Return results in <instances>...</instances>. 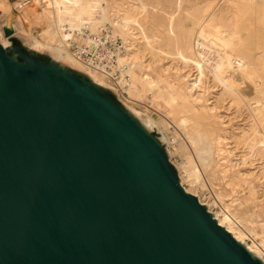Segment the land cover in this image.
Instances as JSON below:
<instances>
[{"label": "water", "instance_id": "obj_1", "mask_svg": "<svg viewBox=\"0 0 264 264\" xmlns=\"http://www.w3.org/2000/svg\"><path fill=\"white\" fill-rule=\"evenodd\" d=\"M10 32L0 264H264L186 192L153 123L115 88Z\"/></svg>", "mask_w": 264, "mask_h": 264}, {"label": "rangeland", "instance_id": "obj_2", "mask_svg": "<svg viewBox=\"0 0 264 264\" xmlns=\"http://www.w3.org/2000/svg\"><path fill=\"white\" fill-rule=\"evenodd\" d=\"M0 2L2 3L0 6H6L12 9L11 14L7 15L0 8L1 43L8 42V37L11 35L4 29L5 24H14L17 27L16 33L24 36L26 40L33 41V38H36L42 42V32L44 29H47L49 25L47 22L48 20L45 18L46 13L44 12H46V8L50 9L51 0H0ZM107 2L110 7V14L113 15V18H115L114 12L115 15H121V13H124L128 14L133 19L135 18L134 20L136 23L127 28L128 30L126 29L125 35H121L116 32L115 35L123 42V37L125 38L128 36L133 47L140 49L143 52V55L145 56L143 61L146 65L150 64V60L152 58V55L150 54V52L153 51L151 46L164 50V54H161L160 50L154 49V52H158L156 53V55H158L156 56L157 61L152 67V69L157 70H160V67L164 69L166 68L164 71L166 75H164L163 80L170 84H174L178 87V89H181L180 91L183 93H186V87L188 84L192 85L197 81V79L200 80L199 87L194 89L192 93L194 96L193 98H197L198 107H208L210 114L213 115L212 120L214 119V122H212L214 124V128H216L218 132L217 134H219L221 137L220 139H223V141H219V139L217 140L219 141V144L218 142L216 143L217 147L213 153L215 158L212 156V163L210 167H200L201 178L199 179V182L196 181L194 183L188 179H184L181 170L179 174L178 168L188 163L192 157L189 155L190 148L188 146H190V143L188 139L185 138L187 137L184 132L185 129L181 126L179 120H177L179 116L174 112V107L167 104L163 99H158V101L156 100V102L152 103L153 101L148 97L149 91L139 80H134V84L138 86L139 90L137 91H140V95L137 91H135L134 97L131 96L127 92V89L129 88V85L132 84V78L129 74H126V72H124V75L122 76L124 81H122V78L116 81L107 80L103 77L102 79L108 85L116 89L120 100L127 108L134 110L143 120H151L155 122H152L153 130L159 134L162 143L165 144L170 162L178 170L179 177L181 176L180 181L182 179L181 183H183V187H185L190 194L197 197L198 200L205 205L209 212L216 218H223L222 215L225 212L230 213L237 222L236 225H234V228H239L246 236H248L243 242L246 246H252L251 244L255 241L260 247L264 248V218L260 216V208L257 206L258 203H264V144H262L264 139L258 135L256 136L255 134L256 125L254 124H256V122L254 121V116L251 112L252 107L251 109L249 108V105H252L255 102L253 101V98H255V93L253 91L254 82L251 81V79H248L249 77L240 79L241 75L236 73L239 85L241 84L239 87L243 90L245 95L241 100L238 95L234 93L231 94V91L229 92V90L224 89L225 87L219 82H216L217 80H215L214 75L210 73V65L212 62L213 64L222 63L220 57H213L214 53L211 54V52H209L206 48L207 51L205 50L202 58L207 60L202 62V68L201 70H198L196 63L192 60L193 52L190 50V48L194 46V37L196 36V32L203 23L215 24L220 27L222 31L224 30L229 32L235 23L233 20L236 21V13L238 14L239 9L242 8L244 1L107 0ZM259 3L260 8L258 11L254 13V15L252 12L248 11L244 19H242L241 26L246 28L244 40L247 41L249 38L247 42H249L250 46L252 45L257 52L252 70L256 76L261 75L264 77V28H261V26L263 27L264 25V6L262 9L264 0H260ZM125 11L127 12L125 13ZM97 14L98 17H101V19L100 17L98 18V21H100L98 28H103L105 26L112 27V24H110L108 20L103 17L100 11ZM256 21L258 22L256 23ZM84 23L85 22L81 23L82 25L79 27L80 23L75 21V24L78 25L73 27V34L78 30H81L86 25L89 26L90 30L92 29V33H96L94 31L97 30H94L93 26ZM65 28H69V25L67 24ZM255 30L257 31L255 32ZM71 34L72 33H67V35ZM247 35H251V37H248ZM124 43L127 47L128 44L126 42ZM191 43L192 46L190 45ZM181 47H185V49ZM200 49L202 48L200 47ZM194 50L197 52L196 48ZM69 52L73 55L71 50H69ZM229 55L231 57H235L237 54L231 52ZM137 74L140 75L141 71L137 70ZM164 103L167 104L166 107ZM156 104H159L158 107L161 111L159 108H156ZM163 108H165V110H162ZM171 111L173 114H171ZM256 149L258 150L256 151ZM218 151L223 152L219 153ZM230 173L233 174L231 175ZM253 193L258 199L257 202L254 201V198H251L253 197ZM251 200L254 201V204ZM257 218H260V221ZM262 259L264 260V257H262Z\"/></svg>", "mask_w": 264, "mask_h": 264}, {"label": "bare ground", "instance_id": "obj_3", "mask_svg": "<svg viewBox=\"0 0 264 264\" xmlns=\"http://www.w3.org/2000/svg\"><path fill=\"white\" fill-rule=\"evenodd\" d=\"M243 1H244L243 4L240 2L242 4V8L239 9L238 14L236 13V15H237L236 21L233 20L235 23L233 25V28L230 29L229 32H226L224 30L222 31L221 28L215 24L203 23L199 29L197 28L198 31L197 32L195 31L196 36L194 35L195 36L194 37L195 38L194 39V46H192V43H193L192 42L190 44L192 46V48H190V50H191V52H193V59L192 60H194V62L196 63L198 70H201L202 62L207 60V59L204 60L205 58H202L204 55L203 53L205 52L206 48L209 52H211V54L214 53L213 57H215V56L220 57V59L222 60V63L221 64H217V63L213 64V62H212L213 65L212 64L210 65V70H211L210 73H212L214 75L215 80H217L216 82H219L221 85H223L225 87L224 89L229 90V92L231 91L230 92L231 94L234 93V94L238 95L241 98V100L243 99V97L245 95H244L243 90L240 89V87H239L241 84L239 85V81H238V78L236 77V73L241 75L240 79L249 77L248 79H251V81L254 82L253 91L255 93V98H253V101H255V102L252 105H249L250 106L249 108L251 109V107H252L251 112L254 116V121L256 122V124H254V125H256L255 134H256V136L258 135L264 139V77H262L261 75L256 76V74H254V71L252 70V66L255 63L257 52L252 47V45L250 46L249 42H247L249 38L247 39V41L244 40V33L246 31V28L244 26H241L242 19H244V17L246 16L248 11L252 12L253 15H254V13H256L258 11V9L260 8V3H259L260 0H243ZM0 4H2V3L0 2ZM108 5L109 4H108L107 0H51L50 9L46 8V10H45L46 12H44V13H46V16L45 15L44 16L48 20L47 22L49 23V25L47 23L48 28L44 29L42 32V35H41L42 42H40L36 38H33L34 48H36L38 50L48 48L49 50H51L52 52H54L56 54V60L58 62H60L62 65L71 66L72 68H74L77 71H83L85 73L87 72L93 79H95V81L97 83H100L102 85H107V83L102 79L101 76L96 74L93 70H91L88 66H86L82 62H80L78 59H76L69 52L66 41L69 39V37L71 35L75 34V33L73 34V32H72L73 27H75V25H78V24H75V21L76 22L78 21L80 23L79 27L82 25L81 23L85 22V23L93 26L94 30L96 29L97 31H99L100 28H98L99 27L98 24L100 23V21H98V18L100 16L99 17L97 16L98 15L97 13L99 11L102 13L103 17L105 19H107L110 24H112V27L115 30L114 34L116 32V33H119L121 35H125L126 29L129 28L132 24L136 23L134 20L135 18L133 19L128 14H124V13L123 14L121 13V15L120 14L115 15V12H114L115 18H113V15L110 14V11H109L110 7ZM263 6L264 5H262V9H263ZM0 8L7 15H10L12 12V9L8 8L6 6L1 5ZM126 12L127 11H125V13ZM100 19H101V17H100ZM260 19H262V18H260ZM263 19H264V17H263ZM103 22H104V20H103ZM257 22L258 21H256V23ZM67 24L69 25V28H65V26ZM101 25H102V23H101ZM261 28H264V25H263V27L261 26ZM249 30H250V28H249ZM73 31H75V30H73ZM97 31H94V32H97ZM256 31L257 30H255V32ZM67 33L68 34L72 33V34L67 35ZM251 33H252V31H251ZM248 37H251V35ZM184 38H185V36H184ZM123 39H124V42H126L128 44V46H127V50H126L125 54L120 56L118 61H119L120 65L126 67L125 68L126 74H129L132 78V80H131L132 84L129 85L127 92L131 96L134 97V92L139 90L138 86L136 84H134L135 83L134 80L135 81L139 80L141 83H143V86L149 91L148 97L151 98V100L153 101L152 103L156 102V100L158 101V99H163L167 104L174 107V109H175L174 112L177 113V115L179 116L177 120H179L181 126H183L185 129L184 132L186 133V136H187L185 138H187L189 143H190V146H188L190 148L189 155L192 157L189 162L187 161L188 163L179 167L180 169L178 168L179 174H180V170H181L182 176L184 179H188L189 181H192L194 183L196 181L199 182V179L201 178L200 177V174H201L200 167L201 168L202 167L203 168L210 167V165L212 163L213 153L215 151V148L217 147L216 143L218 142V144H219L220 140L223 141V139H220L221 137L219 136V134H217L218 132H217L216 128H214V124H213L214 119L212 120L213 115L210 114L208 107L207 108L198 107L197 106V98H195V99L193 98L194 96L192 93H193L194 89H197L199 87L200 80L197 79V81L194 84L191 83L192 85L188 84L186 87V90H187L186 93H183L182 91H180L181 89H178V87H176L174 84H170L167 81L163 80L164 75H166L164 73L166 68L164 69V68L160 67V70L152 69V67L155 65V62L157 61L156 56L158 54L156 55V53H158V52H156V53L154 52V49L155 50L158 49L157 47L151 46V49L153 50L150 52V54L152 55V58L150 60V64L146 65L145 62L143 61V59L145 58V56L143 55V52L140 49H136L135 47H133L128 36L125 38L123 37ZM177 44H178V42H177ZM53 45H55V46H53ZM187 45H189V44H187ZM51 46H53V47H51ZM185 47L184 48L181 47V48L185 49ZM200 47L202 49H200ZM195 48H196L197 52H195V50H194ZM158 50H160L161 54H164V50H161V49H158ZM184 51H186V50H184ZM182 52H183V50H182ZM182 52H181V54H182ZM231 52H233L237 55L235 57H231L229 55V53H231ZM177 55H178V53H177ZM180 57H181V55H180ZM160 58H161V56H160ZM185 58H186V56H185ZM207 62H209V61H207ZM161 63H162V61H161ZM150 67H151V69H150ZM137 70L141 71L140 75L137 74ZM167 70H168V68H167ZM167 76H169V75H167ZM199 77H200V75H199ZM168 80H170V79H168ZM122 81H124V78H122ZM178 81H179V79H178ZM119 84H121V83H119ZM182 89H183V87H182ZM119 93H120V91H119ZM139 93H140V91L138 92V94ZM199 100H200V98H199ZM242 103H245V102H242ZM167 104H165V107ZM175 105H176V107H175ZM155 106H156V108H159L158 107L159 104H156ZM159 110H160V108H159ZM162 110H165V108H163ZM132 111L135 112L134 110H132ZM171 114H173V112ZM157 117H158V114H157ZM149 121L151 123L152 122L155 123L154 121H151V120H149ZM251 128H252V125H251ZM218 139H219V141H217ZM259 141H260V139H259ZM250 142H252V141H250ZM262 144H264V142H262ZM185 147H187V146H185ZM263 147H264V145H263ZM181 150H183V149H181ZM257 150L258 149H256V151ZM222 152L220 151L219 153H222ZM263 154H264V152H263ZM229 155H230V153H229ZM221 156H223V155H221ZM225 159H226V157H225ZM224 160H222V161L225 162ZM213 162H216V161H213ZM226 164H227V162H226ZM208 171H211V170H208ZM231 172H232V170H231ZM180 178H181V176H180ZM237 179H239V178H237ZM181 182H182V179H181ZM181 184L183 186V183H181ZM185 190H186V188H185ZM186 192H188V191L186 190ZM251 198H254L255 202L258 201V199L256 198L254 193H253V197H251ZM251 201H253V200H251ZM254 201H253V204H254ZM257 206H258V208H260V216H262L264 218V203H258ZM222 216H223V218H220V219L217 217L219 225L222 227H225L228 230V232L233 234L234 238L237 241L244 242L245 238L248 236H246L245 233L242 232V230H240L239 228H237V229L234 228V225H236L237 222L232 217V215L230 213L225 212ZM255 217H257V216H255ZM260 218H257V219H259V221H260ZM251 245L252 246L248 245L249 246L248 249L251 252H253L254 254H257L261 258L264 257V248L263 247H260L255 241H253V244H251Z\"/></svg>", "mask_w": 264, "mask_h": 264}, {"label": "built area", "instance_id": "obj_4", "mask_svg": "<svg viewBox=\"0 0 264 264\" xmlns=\"http://www.w3.org/2000/svg\"><path fill=\"white\" fill-rule=\"evenodd\" d=\"M66 44L76 59L104 79L116 81L124 75L126 67L120 65L118 59L125 54L127 47L111 26L92 33L86 25L71 35Z\"/></svg>", "mask_w": 264, "mask_h": 264}, {"label": "crops", "instance_id": "obj_5", "mask_svg": "<svg viewBox=\"0 0 264 264\" xmlns=\"http://www.w3.org/2000/svg\"><path fill=\"white\" fill-rule=\"evenodd\" d=\"M5 29H6V32H9L11 34L10 29L16 30L17 27L14 24H12V25L5 24Z\"/></svg>", "mask_w": 264, "mask_h": 264}]
</instances>
